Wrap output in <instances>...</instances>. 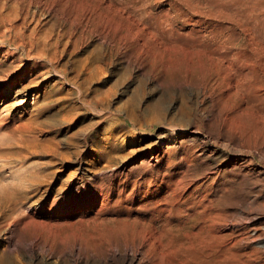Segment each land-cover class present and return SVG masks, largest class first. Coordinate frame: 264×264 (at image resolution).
I'll return each instance as SVG.
<instances>
[{"label":"rangeland","instance_id":"rangeland-1","mask_svg":"<svg viewBox=\"0 0 264 264\" xmlns=\"http://www.w3.org/2000/svg\"><path fill=\"white\" fill-rule=\"evenodd\" d=\"M137 1L131 0L129 24L119 18L120 13H104L117 27V34H128V48H124L113 34L109 37L100 31L86 36L78 48L62 46L57 50L58 58L62 55L67 58L66 69L71 77L77 74L76 68L78 72L84 70L86 62L83 60L90 58L94 49H101L100 55L104 58L96 66L85 69L79 81L84 83L88 103H78L80 115L76 125L65 120L56 128H45L66 134L70 129L76 131L79 125H86L95 132L96 152L90 145L85 156L62 175L67 179L76 174L71 177L74 183L85 179L94 181L89 191L106 196L113 189L118 192L116 196L133 185L150 184L151 188H156L163 183L166 186L168 181H172V187H177L180 180L189 184L203 183L207 189L202 192L218 204L217 208L213 207L221 211L226 228V264H264V153H256L255 142L247 135L245 125L249 124V118L220 102L218 94L206 89L194 77H202L210 69L209 54L195 46L188 36L166 39L156 23L134 10ZM75 2L80 9L89 7L85 0ZM42 8L32 7L42 14L44 22H52L53 10ZM0 10L7 12L1 2ZM0 23L2 35L7 29L1 18ZM6 35L9 40L14 33ZM17 44H7L4 52H13L16 46L20 47L19 51L26 47L22 55L26 58L31 44L24 46L22 41ZM51 55H55L54 50ZM56 74L53 70L45 79L55 87L61 77ZM71 89L72 86L65 87V91ZM17 91L18 88L14 94L6 96V85L0 86V118L14 115L28 121L36 105L38 89L32 88L21 96ZM130 117L134 123L122 130L121 126ZM235 128L240 130L237 135ZM241 137L245 138L239 139ZM42 138L49 139L51 135L44 134ZM34 160L35 163L25 165V169L33 170L45 159ZM91 162L99 164L96 175L90 171ZM11 166L18 169L16 172L13 168L7 170L8 180H5L9 191L17 187L10 192L14 195L9 193L12 200L6 198L7 185L0 175V192L4 190L3 195L0 193V260H4L0 264H117L99 257H79L74 247L80 236L87 239L89 234L112 241L111 227L102 221L112 219L114 211L108 213L105 206L104 213L99 214L93 209L57 214L55 206L64 205L63 192L58 193L57 202H52L48 193L41 199L32 198V193L27 194L18 184L21 182L19 172L25 171L24 163L8 167ZM79 167L84 172H77ZM119 178L122 180H117ZM65 207L66 204L61 209ZM171 235L174 232L164 233L165 245ZM212 240L213 236L211 244L216 241Z\"/></svg>","mask_w":264,"mask_h":264},{"label":"bare ground","instance_id":"bare-ground-1","mask_svg":"<svg viewBox=\"0 0 264 264\" xmlns=\"http://www.w3.org/2000/svg\"><path fill=\"white\" fill-rule=\"evenodd\" d=\"M11 1L0 0L1 6L7 11L0 10V18L7 29L0 35V86L6 85V96L16 88L20 96L32 88H37L39 95L28 121L14 115L0 118L2 179L8 180L7 170L14 167L9 168V164L24 163L25 169V165L35 163L34 159H45L36 166L34 164L33 170L25 169L18 173L20 188L23 187L27 194L32 193V198L41 199L48 193L52 196V202H57L58 193L62 191L66 209H61L64 206L62 204L55 206L57 214L65 211L69 215L78 209L79 213L93 209L99 214L104 213L105 206L108 213L109 210L114 211L112 219L102 221L110 225L109 234L113 240L90 234L87 239L80 236L74 244L79 257H99L117 264H226V228L221 211L213 207L215 205L217 208L218 204H214V200L202 192V189H207L203 183L189 184L180 180L177 187L171 186L172 181L156 188H151L150 184L142 187L133 185L131 188L125 187L116 196L118 192L115 193V189L107 196L89 191L94 181L85 179L84 182L74 183L71 177L76 174L65 179L62 173L80 161L90 145L96 152L94 130H89L86 125H79L76 131L70 129L66 134L45 129L56 128L60 121L65 120L76 123L80 115L78 103H88L83 90L84 83L79 81L85 69L96 66L104 59L100 55L101 49H94L91 57L83 60L86 62L84 70L78 72L75 67L77 74L71 77L66 69L67 58L63 55L58 58L57 50L62 46L78 48L86 36L100 31L109 37L113 34L124 48H128V34H117V27L111 23L110 16L105 17L104 13H120L119 18L129 24L131 12L128 9L133 2L85 0L89 7L80 9L75 6V0ZM136 5L134 10L156 23L166 39L188 36L195 46L209 54L210 69L202 77H194L206 89L218 94L220 102L249 118V124L245 125L247 135L254 140L256 153H264V0H139ZM33 6L53 10V21L44 22L40 17L42 14L33 10ZM32 26V33L28 36ZM9 32L14 33V36L6 40ZM20 41L24 46H32L26 58H22L26 47L19 51L20 47L16 46L15 51L4 52L7 44L15 46ZM52 50L55 55H51ZM25 62L31 65L27 67ZM53 70L56 76H61L57 87L45 80ZM66 86H72V89L65 91ZM130 123H134L131 117L121 126L122 130H126ZM233 130L236 135L240 131L238 128ZM44 134L51 135V138L43 139ZM90 164V171L96 175L99 164ZM15 169V172L18 171ZM77 172L82 173L84 170L79 167ZM6 185L8 194L5 190V195L9 198L10 192L14 188L17 190V187L15 185L9 191L8 183ZM72 189L76 191H70ZM167 231L174 232V235L165 245L163 235ZM212 236L213 240L216 239L213 244Z\"/></svg>","mask_w":264,"mask_h":264}]
</instances>
